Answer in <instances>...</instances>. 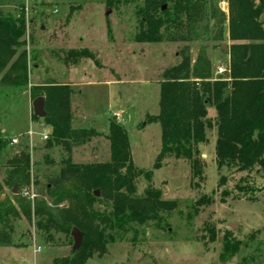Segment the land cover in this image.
<instances>
[{
    "label": "trees",
    "instance_id": "1",
    "mask_svg": "<svg viewBox=\"0 0 264 264\" xmlns=\"http://www.w3.org/2000/svg\"><path fill=\"white\" fill-rule=\"evenodd\" d=\"M223 0H105L107 8L136 4L140 18L135 42L149 45L179 43V62L165 70L160 82L159 114L147 116L146 123L158 124L162 148L154 170L166 158L187 160L195 181L203 179L201 147L216 131L215 158L219 171L241 173L256 168L264 172V0H228L229 13L219 9ZM27 16L0 12V101L30 92L33 100L45 99L46 126L52 130L47 140L45 163L54 165L53 148L62 147L68 156L57 175L47 176L44 199L29 201L20 195L31 185V154L26 143L11 146V137L0 119V164L5 176L0 181V247L15 244L20 221L33 224L46 244L59 235L71 239L74 229L83 233L82 247L70 256L54 259L55 264H87L95 254L107 251L108 232H126L131 223L146 225L161 221L163 212H174L177 202L162 199L153 187L138 197L137 181L153 180V171H143L132 159L129 133L116 120L109 119L107 135L93 129H74L72 87L67 83L33 85L30 81V55L26 48ZM231 43L226 72L214 76V62L204 51L195 58L192 44L208 38ZM82 59L94 61L87 49L68 52L66 62L77 66ZM214 111V115L211 114ZM1 116V115H0ZM34 119H39L36 114ZM116 118V117H115ZM117 119V118H116ZM109 145L107 162L77 164L71 155L75 148L96 138ZM17 154L12 156L14 152ZM196 182V184L198 183ZM224 178L220 184L224 183ZM15 187L18 193L13 194ZM6 188L10 194H5ZM252 190L245 186L239 188ZM99 196H96V192ZM212 202L199 199L197 208ZM106 204L109 210L97 205ZM108 209V208H107ZM211 240L215 232L211 233ZM20 237H24L22 234ZM223 260L241 251L242 243L231 234L224 237Z\"/></svg>",
    "mask_w": 264,
    "mask_h": 264
},
{
    "label": "rangeland",
    "instance_id": "2",
    "mask_svg": "<svg viewBox=\"0 0 264 264\" xmlns=\"http://www.w3.org/2000/svg\"><path fill=\"white\" fill-rule=\"evenodd\" d=\"M136 6L110 9L105 0H0L2 14L18 16L24 10L27 16L25 40L31 57L32 84L68 83L72 87L74 129H93L107 135L109 119L126 128L135 166L145 172L153 171L154 176L152 181L147 177L137 181L138 197L145 196L146 189L153 187L163 193L162 199L177 202L178 209L163 212L158 223H131L126 232H108L107 251L95 254L87 264H264L262 170L219 171L215 130L209 132V143L201 147L205 156L201 182L195 181L187 160L166 158L162 168L154 170L162 148V129L156 123H146V119L148 115L159 114L162 74L179 62L178 52L184 44L136 43L140 22ZM219 9L228 14V0H223ZM261 21L264 25V16ZM201 39L192 44V56L195 58L204 51L213 59L214 76L218 78L219 69L227 66L225 52L231 43L228 39L212 40L210 36ZM225 45L227 50L223 51ZM82 49L94 53L97 63L89 59L80 60L77 66L66 62L68 52ZM110 81L122 82L106 86ZM88 83L95 85L87 86ZM118 95L130 103L128 107L114 102ZM33 101L29 90L1 100L0 119L10 137L22 132L17 145L26 143L30 149L32 182L23 189L32 190L39 199H44L46 177L60 172L62 160L68 154L56 146L51 150L55 164L44 162L47 141L42 142L41 136L46 131L50 136L52 130L43 119L33 118ZM123 111V117L116 119L114 113ZM71 158L77 164L107 162L110 148L102 137L96 138L75 148ZM4 176L5 169L0 164V181ZM222 178L225 182L221 186ZM245 186L252 190L239 189ZM5 194H10L8 188ZM203 196L210 197L212 202L197 208L195 204ZM97 208L109 210L106 204ZM17 229L15 244L22 247H0V264H55L54 259L70 256L74 247L72 236L70 239L64 235H59L54 244H46L34 225L26 221H20ZM22 234L24 237H20ZM226 234L242 243L241 251L228 261L222 256Z\"/></svg>",
    "mask_w": 264,
    "mask_h": 264
},
{
    "label": "water",
    "instance_id": "3",
    "mask_svg": "<svg viewBox=\"0 0 264 264\" xmlns=\"http://www.w3.org/2000/svg\"><path fill=\"white\" fill-rule=\"evenodd\" d=\"M110 12V10H109ZM222 50L225 51L227 50V46H223ZM45 99L44 98H37L33 101L32 104V109L34 114H36V116H38L41 119H44L47 115V113H45ZM202 158H205V156L203 155ZM18 193V188L15 187V189L13 190V194H17ZM96 196H99V192L97 191ZM236 224L233 225V229H236ZM73 241H74V247L73 249L75 251L79 250L82 247V241H83V233H81L78 229H74L72 234H71Z\"/></svg>",
    "mask_w": 264,
    "mask_h": 264
},
{
    "label": "crops",
    "instance_id": "4",
    "mask_svg": "<svg viewBox=\"0 0 264 264\" xmlns=\"http://www.w3.org/2000/svg\"><path fill=\"white\" fill-rule=\"evenodd\" d=\"M119 80H120V79H119ZM121 82H122V81H118V82H117V81H116V82L110 81V82H108V83H105V85L111 87V86H113V85H119V84H121ZM67 84H68V83H67ZM94 85H95V83H94V84H91V83H88V84H87V86H94ZM119 98H120V99H119ZM118 99H119V100H118ZM114 102H115L116 104L120 105V106H124L125 108L128 107L129 104H130V103L127 102V100H125V99L123 98V96H121V95H118V97L116 96ZM126 102H127V103H126ZM117 113H119V114L121 115L120 118H122L123 115H124V111H123V112H115L114 115L117 114ZM213 115H214V111H213ZM46 134L49 135L50 133L46 131V132L41 136V141H42V142H46V141H47V140L44 141V139H43L44 136H45ZM215 134H216V132L214 133V136H215ZM22 136H23V133L20 132L18 135H17V134H14V135L11 137V139L13 140V138H17V139H18V142H19V138L22 137ZM17 144H18V143H17ZM17 144H16V145H17ZM131 147H132V145H131ZM97 156H98V153H97V152L93 154V157L96 158Z\"/></svg>",
    "mask_w": 264,
    "mask_h": 264
},
{
    "label": "built area",
    "instance_id": "5",
    "mask_svg": "<svg viewBox=\"0 0 264 264\" xmlns=\"http://www.w3.org/2000/svg\"><path fill=\"white\" fill-rule=\"evenodd\" d=\"M225 72H226V68L225 69H223V68H220L219 69V74L220 75H223V74H225ZM120 114L119 113H117V114H115V117L117 118V119H119L120 118ZM44 141H46V140H48L49 139V135L48 134H46L45 136H44ZM18 143V139L17 138H13V140L11 141V146H13V145H16ZM20 195L24 198V199H27V200H29V201H34L35 199H37L38 198V196H37V194L34 192V191H30V190H28V189H21V191H20ZM38 252H41V248H38Z\"/></svg>",
    "mask_w": 264,
    "mask_h": 264
}]
</instances>
